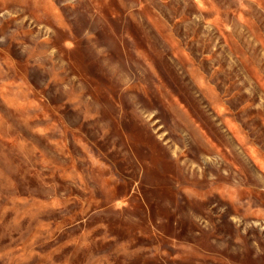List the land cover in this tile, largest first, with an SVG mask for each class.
<instances>
[{"label":"rangeland","instance_id":"1","mask_svg":"<svg viewBox=\"0 0 264 264\" xmlns=\"http://www.w3.org/2000/svg\"><path fill=\"white\" fill-rule=\"evenodd\" d=\"M0 264H264V0H0Z\"/></svg>","mask_w":264,"mask_h":264}]
</instances>
